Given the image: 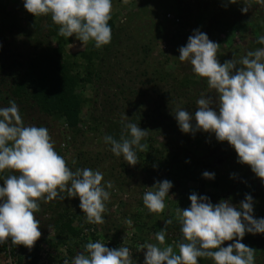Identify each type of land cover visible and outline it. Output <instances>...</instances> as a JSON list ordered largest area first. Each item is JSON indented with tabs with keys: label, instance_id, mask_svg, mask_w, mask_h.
<instances>
[{
	"label": "trees",
	"instance_id": "1",
	"mask_svg": "<svg viewBox=\"0 0 264 264\" xmlns=\"http://www.w3.org/2000/svg\"><path fill=\"white\" fill-rule=\"evenodd\" d=\"M211 1L212 5L205 18L201 17L202 19L197 21L199 24L203 20L206 21L201 32L217 44V37L220 35L242 32L247 36L241 46H235L228 51V55L223 58L224 63L232 60L239 62L249 51L264 47L257 43L259 37L264 36L261 35L264 31V15L258 17L253 24L249 20L251 12L242 11L244 3L241 0H238L237 4H227L223 0ZM7 2L12 0H0V107H5L9 100H14L19 106L25 126L40 127L38 121L41 120L55 125L62 139L57 143L55 150L63 158L70 147L76 148L77 142L84 144L87 139L85 136L101 139L104 148L102 153L86 154L78 150L67 166L73 171L82 168L96 171L101 164H108L109 171H106L108 173L104 175V181L112 182L114 188L109 190L112 197L110 196V201L106 203V212L116 208L124 223L120 229L108 218H104L103 225L86 223L78 206V198H65L63 201L56 199L48 203L41 201L40 211L35 214V218L40 221L41 236L47 235L40 237L31 250L22 245L12 246L9 240L8 245L0 246V256L4 259L1 264H65V261L72 264L77 254L85 252L88 242L97 241L104 243L109 249L126 246L136 264H144V261H138L139 246L157 243L155 235L159 231L166 229L168 245L173 244L174 240L177 243L184 242L181 225L176 219L177 208L183 211L190 207L189 204L187 207L184 205L188 203L184 193L181 194V199L174 203L166 198V207L161 214L150 213L143 204V195L146 189H149L148 183L156 184L171 179L196 182L200 178L199 171L209 167L210 162L216 163V159L210 156L212 160L199 159L197 164L192 165L195 162L194 157L188 152L184 154L183 161L177 160L180 147L176 142L194 137V134L182 136L183 133L174 117L177 106L194 114L197 100L202 94L205 99L210 98L213 101V107L217 100L206 79L197 77L188 62L176 63L174 58H167L160 64H151L150 55L154 48L161 43L169 45L171 39H175L176 45V41L179 42L180 39L179 32L173 33V29L170 32L169 27L163 26L156 16L148 17L137 8L136 11H130L123 18V22L112 15L109 22L112 41L109 45L96 49L93 43H89L83 46L80 53L75 54L71 52L73 48L69 40L58 34L59 26L53 23L50 16L33 17L24 9V15L19 19L6 7ZM19 2L23 4L22 0ZM151 2L155 3L156 0ZM20 7L24 8L23 5ZM255 7L256 5H250V10L254 13L264 11ZM178 21L177 19L174 22ZM14 34L20 37L19 48L23 49L22 52H12L11 47L16 46ZM21 58L23 60H20ZM138 69L139 73L135 74ZM122 76H128L131 82L138 83L141 87L139 91H131ZM149 84L152 91L147 89ZM88 88L92 89L94 96L87 97ZM127 93L133 98H146L147 107L150 108L138 109L137 100L132 102L133 99H124ZM114 98L122 101L121 112L130 120L121 121L110 116L115 111L111 104L113 102H110ZM105 105L110 107L106 109ZM84 119L87 121L82 127ZM128 122L136 123L142 130L149 131L145 141L148 150L138 153V163L135 166L127 165L121 156L118 158L121 163L115 168L107 159L117 161V157L110 151V145L105 144L104 137L112 136L119 141L124 132L123 125ZM153 138L161 141L158 149H152ZM62 141L65 143L64 148H60ZM221 145H210L207 153H213ZM173 146H176L175 153L170 159H166L164 154L169 153ZM151 152L153 154H150ZM158 156L161 157L156 158ZM129 168L132 170V178L136 179L138 175L143 177L139 180L143 184L141 189L145 187L143 191L138 192V197L132 205L129 202L132 207L126 211L129 204L122 202L121 197L128 190L126 177L130 172ZM243 180H246L245 177ZM243 182L241 185L233 183L225 200L231 198V203L238 206L250 195L253 198L254 212L258 209V213L253 212L254 217L259 215L264 218V184L254 190L255 183ZM174 190L175 187H172L169 197ZM113 191L116 192L115 195ZM62 195L66 196V193ZM135 196L129 195V200ZM206 197L210 201L215 198L214 195ZM169 219L173 221L170 225L166 224ZM128 221H131L129 229L125 228L126 222L130 224ZM124 233L130 234L128 244L121 239ZM230 243L233 241L226 242L222 247H227ZM241 243L256 251L255 264H264V234L245 235ZM199 264H214V261L210 258H200Z\"/></svg>",
	"mask_w": 264,
	"mask_h": 264
},
{
	"label": "clouds",
	"instance_id": "2",
	"mask_svg": "<svg viewBox=\"0 0 264 264\" xmlns=\"http://www.w3.org/2000/svg\"><path fill=\"white\" fill-rule=\"evenodd\" d=\"M24 9L33 17L50 16L59 26L58 34L75 37L82 44L93 43L96 49L112 41V0H22ZM123 4L131 0H122ZM238 0H227L237 4ZM264 5V0H257ZM248 12L247 7L242 9ZM257 43L264 45V36ZM73 47V45H72ZM220 45L207 34L196 30L179 51V61L188 62L193 73L206 79L214 90L216 104L202 94L195 113L177 106L174 115L180 131L215 136L218 142L230 145L238 162L248 166L264 181V47L249 51L239 62L221 65L217 59ZM239 64V66H238ZM126 120H130L125 117ZM120 140L105 136L112 154L123 157L127 165L138 163V153L146 152L149 131L136 123H124ZM7 177L5 178V174ZM214 173L204 172L203 178L213 180ZM0 246L31 250L41 237L40 221L35 214L40 202L78 198L85 222L103 225L106 203L114 188L104 181L103 173L90 168L76 171L55 150L46 127L25 126L19 106L14 100L0 107ZM173 184L164 180L154 184L143 195V204L153 214L163 213ZM62 195V194H65ZM190 207L177 208L176 219L181 225L182 243L166 244V229L155 235L157 243L141 245L146 250L144 264H198L210 258L214 264H255L256 251L241 243L246 234H264V218H254L253 198L246 196L238 206L229 200L213 205L208 197L193 193ZM131 223V221H128ZM169 219L166 224H172ZM233 241L227 247L226 242ZM68 264V261H65ZM72 264H136L130 249L121 246L109 249L104 243L88 242L85 252L77 254Z\"/></svg>",
	"mask_w": 264,
	"mask_h": 264
},
{
	"label": "rangeland",
	"instance_id": "3",
	"mask_svg": "<svg viewBox=\"0 0 264 264\" xmlns=\"http://www.w3.org/2000/svg\"><path fill=\"white\" fill-rule=\"evenodd\" d=\"M223 1L227 2V0H223ZM211 2H212L211 0H156L155 3H152L151 0H131V3H129V4H123L122 0H114L112 15H115L117 17L118 21L123 22L124 21L123 18L130 11H136L137 8H139L140 11L142 10L143 14L148 15V17L156 16L158 18L157 20L159 22H162L163 26L166 25L169 27L170 32L172 31V29H173V33L178 31L179 32L178 38H180V39H178L179 42L176 41V45H174L175 39L174 40L171 39L169 41V45L161 43L160 45L156 46V48H154L153 53L150 55V59H151V64L153 63L155 65H157L158 63L160 64L164 59H167V58L168 59L174 58L176 63L177 62L181 63L179 61V51H178L181 48L180 45L182 44L185 46L187 44L188 38L193 34L194 31H196L197 29L202 31V29H204V26L206 25V21L203 20V22H201L200 24L197 23V21L199 19H202L201 17H203V19L205 18V15L210 10V5H212ZM241 2H243L244 7H247L248 11L251 12V17L249 19L251 23L255 24L258 17L264 15V11H259V12L254 13L250 10L251 9L250 5H256L257 8L264 10V5L257 3V0H241ZM15 4H17L18 6ZM21 5H23V4H21L19 2V0H12V2H10V3L7 2L6 7H8V9H11L20 19L21 17H23L24 11H25L23 7H20ZM167 15L170 16V19L167 18ZM173 19H174V21H176L177 19L179 21L177 23H175L173 21ZM173 26H174V28H173ZM261 35H264V31L261 33ZM13 37L15 38V42H16L15 45L16 46L11 47L12 52H14V53L22 52L23 49L19 48L20 47V42H19L20 37H18L17 34H14ZM217 38H218L219 45H220V49L217 53V56H218L217 59L221 65L224 64L223 58L228 55V51L230 49H232L235 46L236 47L241 46V44L247 40V36L244 33L242 34V32H236L235 34L228 33L225 35H220ZM68 40H69V44L71 45V47L73 45V47H72L73 49L71 50V52L78 54L82 51L84 44H82L80 41L76 40V38L74 36L68 38ZM173 49L175 51V54H173ZM26 51L27 50L24 49L25 54H27ZM20 60H23V59L21 58ZM171 64L172 63H170V65ZM128 67H129V65H128ZM151 69L152 68H150V71H151ZM139 71H140L139 69L135 70L134 73L138 74ZM126 77H128V76H125V77L122 76V79L125 80L124 81L125 85L129 89H131V91H134V92L139 91L138 89L141 88L140 85L138 83L131 82L130 77H128V78H126ZM119 78H121V77H119ZM147 89H148V91H152L150 84L147 85ZM129 94H130V92H129ZM129 94L127 93L125 95L124 99H130V101L133 99L132 102H134V100H137V108L138 109L150 108V106L147 107L146 98H142V97H140V98L134 97L133 98ZM86 95H87V97L94 96V94L92 93V89L88 88L86 90ZM99 100H100V97H99ZM100 101H102V100H100ZM110 102H113L111 104H112V107L115 108V111H113L111 113L112 115H110V116H114L117 119L124 121L125 115L122 114V112H121L122 101L118 100L117 98H114ZM7 106H8V104H7ZM109 107L110 106L106 107V105H105L106 109H108ZM89 108H90V106H89ZM137 108H135V109H137ZM85 118H86V116H85ZM86 121H85V119L83 120L84 124H82V127L85 126ZM38 124L40 126L46 127L49 130V134L52 137V140L55 141L54 146L57 147V143L61 142L62 139H60L59 133H58L57 129L55 128V125L49 124L47 120L38 121ZM58 130H59V128H58ZM83 130H84V128H83ZM185 135L186 134L183 133L182 136L184 137ZM89 136L90 135L85 136L87 139L85 140L86 142L84 144L77 142L76 148L70 147L69 150H67L66 155L64 157V159L66 160L67 163H71V160L74 159V156L76 155L78 150H79V152H83L86 154L87 153L96 154V153H102L104 151L102 140L98 139V138L97 139H91V138H89ZM160 143H161V141H159V139L153 138L152 149H158ZM176 143L180 147L179 151H178L179 154H178L177 160L183 161L184 156H185L184 154H187V152H188L191 155H193V157H194L193 161H195V162H193L192 165L197 164L199 159H204V158L205 159H211V157H212V159H213V157L216 159V161H215L216 163L210 162L209 167H207V168L204 167L203 170L199 171L198 176H200V178L196 182L171 179L170 181L173 184V187H175V190H174L173 194L170 195L168 200L173 201V203L175 201H179L182 197L181 194L184 193L185 194L184 197L186 199V202H188V203H185L184 205H186L185 207H187V204L190 205L189 196L191 194L195 193L198 196L214 195L215 198L213 199V201H211V203L213 205H215V204L219 203L220 201L225 200V197L229 193V191L231 190V185L233 183H240V185L244 183L243 181H246L249 184L255 183L254 184L255 185L254 190L257 188H260L264 184V181H261L259 178H257L248 166L242 165L238 162L237 154L235 153L234 149L230 145H228L226 142H223V143L218 142L215 139L214 135L197 131L194 133V137L192 139H189L187 141H177ZM212 144H217V145L222 144L221 146H219L218 150L213 152L216 154V156L211 152L207 153L209 146ZM174 147H176V146H173L170 149L169 153L164 154L166 159H170V157H172L171 155L173 153H175L176 149ZM78 148H80V149H78ZM150 154H153V153L151 152ZM159 157H161V156H158L156 158H159ZM107 160H108V162H111L110 164H112L113 167H115V168H118V164L121 163L120 160H118V158H117V161L113 160L112 158L107 159ZM123 162L126 163L125 160ZM97 170L100 171L101 173H103V176L105 174L107 175L108 172H106V171H109L108 164H106V165L101 164V166L98 167ZM128 171H130L126 177V178H128L127 182L129 183L126 186V189H128V190H126L121 197L122 202H124V203L127 202L129 204L126 207V211H128V209L130 210V208L132 207V206H130V203H131V205L133 204V201L138 197V192L143 191V189L145 187L144 186L143 189H141L143 184L141 183L140 180H142L143 177L138 175L136 179L132 178L131 177L132 170L129 168ZM204 172L214 173L215 174L214 179L213 180L204 179L203 178ZM171 173L174 174V172H171ZM244 177L246 180H243ZM129 178H131V179H129ZM151 180L155 181L154 179H151ZM152 183L147 184L149 189H151L154 186L153 184H155V183H153V184ZM146 190H148V189H146ZM115 194H116V192L113 191V195H115ZM129 195H132V196L136 195V196L129 200ZM165 202H167L166 199H165ZM73 207H74V209L76 208V203L73 204ZM112 209L113 210L110 209L111 211L105 212L104 218H108V220L110 219L111 221L113 220L115 227L120 229L122 227L121 225H123V223H124L123 222L124 219H122V216H120L118 214V210L116 208H112ZM110 212H112L113 214ZM254 213H258V209ZM254 218L260 219V216L258 215ZM110 227H111V225H109V228ZM130 227H131V223L128 225L126 222L125 228L129 229ZM114 230L115 229H112V231H114ZM130 234H131V232H130ZM130 234L124 233L121 235V239H123L124 243L128 244L127 242H129L128 237ZM46 235L47 234H42L41 238H44ZM48 235L50 236L51 234L48 233ZM252 235L253 234H246V236H252ZM179 243H181V242H179ZM179 243H177V241L174 240V243L170 244L173 246L174 251H176L177 254H178L177 245ZM139 247H140L139 251L137 252L138 261H144V256H145L146 250L141 249V246H139ZM3 261H4V259L2 258V256H0V264ZM198 264H199V261H198Z\"/></svg>",
	"mask_w": 264,
	"mask_h": 264
},
{
	"label": "built area",
	"instance_id": "4",
	"mask_svg": "<svg viewBox=\"0 0 264 264\" xmlns=\"http://www.w3.org/2000/svg\"><path fill=\"white\" fill-rule=\"evenodd\" d=\"M167 18L170 19V16L167 15ZM64 147H65V143L63 142V143L60 144V148H64ZM0 183H1V180H0ZM8 243H9V241H8ZM8 243H6V245H8Z\"/></svg>",
	"mask_w": 264,
	"mask_h": 264
}]
</instances>
